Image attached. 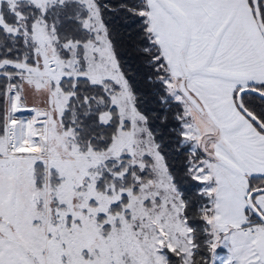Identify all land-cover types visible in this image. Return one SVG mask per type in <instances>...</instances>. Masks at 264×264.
<instances>
[{
    "label": "snow or ice",
    "instance_id": "obj_1",
    "mask_svg": "<svg viewBox=\"0 0 264 264\" xmlns=\"http://www.w3.org/2000/svg\"><path fill=\"white\" fill-rule=\"evenodd\" d=\"M0 264H264V0H0Z\"/></svg>",
    "mask_w": 264,
    "mask_h": 264
}]
</instances>
